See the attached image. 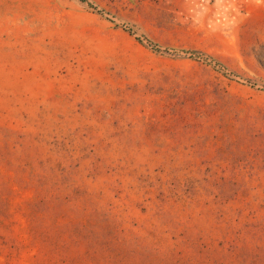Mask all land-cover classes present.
Wrapping results in <instances>:
<instances>
[{"label": "rangeland", "instance_id": "obj_1", "mask_svg": "<svg viewBox=\"0 0 264 264\" xmlns=\"http://www.w3.org/2000/svg\"><path fill=\"white\" fill-rule=\"evenodd\" d=\"M0 264H264V0H0Z\"/></svg>", "mask_w": 264, "mask_h": 264}]
</instances>
